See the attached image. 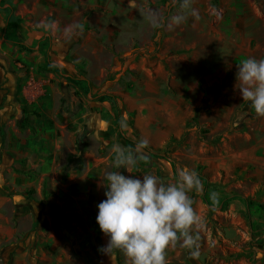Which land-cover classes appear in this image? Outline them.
Returning <instances> with one entry per match:
<instances>
[{
	"label": "rangeland",
	"instance_id": "374dc122",
	"mask_svg": "<svg viewBox=\"0 0 264 264\" xmlns=\"http://www.w3.org/2000/svg\"><path fill=\"white\" fill-rule=\"evenodd\" d=\"M118 1L121 9L116 0H19L17 11L24 14L15 33L31 51L0 45L14 53L17 99V114L1 126L2 138L31 133L32 143L37 128L53 126L71 135L53 166L38 158L43 150L30 147L13 167L24 175L21 167L45 164L50 175L33 169V186L14 191L20 202L8 218L18 232L0 242V264H131L119 249L100 251L108 242L96 222L105 175H154L167 184L182 168L206 178L188 193L201 218L193 229L198 255L181 239L167 249V264H264V229L252 223L253 211L264 213V184L254 180L264 171V116L236 88L238 65L264 58V0H190L189 8H182L183 0ZM178 15L185 19L175 24ZM109 28L121 30L124 46L104 40ZM4 30L13 33L8 24ZM62 57L81 59L75 77L85 88L63 77L72 74ZM131 57L151 74L131 68ZM48 66H59L63 76ZM101 95L116 102L101 103L95 99ZM38 138L45 145L44 136ZM173 138L178 143L166 148ZM142 139L168 159L142 150L135 167L117 168L114 149H134ZM248 201L257 205L249 208Z\"/></svg>",
	"mask_w": 264,
	"mask_h": 264
},
{
	"label": "clouds",
	"instance_id": "9594fccd",
	"mask_svg": "<svg viewBox=\"0 0 264 264\" xmlns=\"http://www.w3.org/2000/svg\"><path fill=\"white\" fill-rule=\"evenodd\" d=\"M183 0L182 8H189ZM190 14L199 18L196 9ZM184 15L172 17L180 24ZM236 88L243 101L258 115L264 116V58H246L237 67ZM148 146L140 140L134 149H114L117 168L135 167L142 150ZM175 183H163L154 175L126 176L121 171L104 177L105 199L98 205L96 222L108 242L100 251L109 255L119 249L131 264H167L166 251L182 239V247L198 255V235L193 229L201 224L193 208L189 191L198 188V174L189 169L178 170Z\"/></svg>",
	"mask_w": 264,
	"mask_h": 264
},
{
	"label": "crops",
	"instance_id": "0c3cea01",
	"mask_svg": "<svg viewBox=\"0 0 264 264\" xmlns=\"http://www.w3.org/2000/svg\"><path fill=\"white\" fill-rule=\"evenodd\" d=\"M117 1V7L119 9L122 8L121 2ZM116 3V2H114ZM22 7L25 5V3H21ZM21 8L19 0H0V45L3 44V41H7L11 43L12 45L18 47L21 50H25L27 52H30L31 49L29 46L23 42V38L20 33H15V30L18 31V27L20 26V18L22 19L21 16H23V11H17V9ZM131 19H135V17L132 16H125ZM124 17V18H125ZM122 17H120L119 21L122 22ZM124 23L125 20H123ZM22 23V22H21ZM113 23V20L111 21V25ZM8 24V27H11L13 29V33H8L5 31V26ZM110 27V26H108ZM17 28V29H16ZM111 28L108 29V34L106 33L104 36L105 41H110L114 42L117 40L118 44L120 46H124L121 44L122 42L120 39V33L119 29H115L116 33L112 31L110 33ZM114 30V29H113ZM119 30V31H118ZM5 31V32H4ZM130 32L129 30H127ZM135 35L134 33H132ZM127 40V39H126ZM21 44L22 46H18L17 44ZM0 242L4 241H9L13 239L14 235L16 232H18L15 228H13L11 222H9L8 215H10L14 211V205L13 203L15 202H20L19 199H16L14 194V191L20 189V188H30L33 186V182L35 177L33 176V169L34 170H39L41 175L43 177L50 175V172L48 168L46 167L45 164H42L40 167V164L38 163L36 166L31 165V167H21V171H23L25 174L24 175H19L17 174L13 167L18 165V160L27 157L30 155V150L34 149L35 147H38V151L43 150V155L42 157H38L41 160H44L45 157V162L46 159L50 160V164H55V158H57V154L60 153L61 150H66L65 146L67 145L66 143L68 142V139L66 138L67 136H70L71 133H64V130L55 127H51L48 132H45L44 128H37V138L33 137L32 138V143L29 140V137H31V133L25 134V138L22 139H15L13 137L12 133H9L8 137L6 140H3L2 138V129L1 126H4L8 124L12 116L17 114V106L16 103L17 99L14 97V86H15V79L14 75L12 73V69L15 68V64L13 63V50L11 49H3L0 47ZM62 53V52H61ZM66 55V53H64ZM5 56V57H2ZM92 55V57H94ZM108 58L113 55L108 54ZM21 60L24 59V54H21ZM60 58V56L58 57ZM60 61V64L63 66V69H66V67H69V70L71 71V74L64 73V77H72L76 79L75 76L79 75L78 72H82V69L77 67L79 66L80 60L81 59H76V58H69V61L67 59H64ZM131 59L134 61L131 63L130 67L134 68L136 70H139V72L144 73L148 72L151 74V70L147 69L142 63L139 64L135 62L133 57ZM67 60V61H66ZM68 62V63H67ZM55 66V65H54ZM59 71L61 74H63V70L59 67ZM156 71H160V68L157 67L155 68ZM186 72V71H185ZM86 74V72H83ZM77 80V79H76ZM187 82V75L185 73V84ZM33 88H38V85L34 82L31 83ZM76 87V86H75ZM78 88H85V86L79 84L77 85ZM32 88V89H33ZM39 93V90L37 89V92ZM90 97V96H89ZM125 99H130L129 95L125 96ZM98 97H95L97 99ZM23 113V111H22ZM24 115V114H23ZM26 118V115H24ZM45 116H50V115H45ZM43 120H46L43 118ZM61 127V126H60ZM47 133V134H46ZM46 135H52V138L46 139ZM40 136H44L43 143L45 145L41 144V140L38 138ZM63 136H65L63 138ZM42 146H48V151L47 153L46 148H42ZM30 147H32L30 149ZM33 151V150H32ZM21 153V155H19ZM15 154L18 156L15 157ZM48 154V155H47ZM44 156V157H43ZM233 160H231L232 162ZM237 158H235V162H237ZM245 161V160H243ZM264 166V164H263ZM37 168V169H36ZM254 180L256 181L255 185H260L264 184V171L255 174ZM11 194V195H10ZM32 200H30L31 202ZM19 204V203H17ZM22 206V205H20ZM253 217H252V223L254 226H257L259 228L264 229V213H259L256 210L253 211ZM256 212V213H255ZM3 218H5V223H3ZM33 241H28V243L32 244ZM49 244L51 246V250L53 252H56L58 250V246L52 244L49 241ZM57 259L59 261H63L61 255L58 253ZM32 263V262H31Z\"/></svg>",
	"mask_w": 264,
	"mask_h": 264
},
{
	"label": "trees",
	"instance_id": "16d2710c",
	"mask_svg": "<svg viewBox=\"0 0 264 264\" xmlns=\"http://www.w3.org/2000/svg\"><path fill=\"white\" fill-rule=\"evenodd\" d=\"M15 44H17L18 46H22L21 44H18V43H15ZM48 72H52V73H56V74H58V75H61V73H60V71H59V68H57V67H53V66H48V68L46 69ZM61 76H63V75H61ZM64 77V76H63ZM68 82H69V84H72L73 86H76L77 87V85H79L78 83V80H76V79H74V78H72V77H64ZM98 99H99V101L101 102V103H110V102H116V97L115 96H113V95H101V96H99L98 97ZM23 114L24 115H26V116H29L30 115V112H28L27 111V109H24L23 110ZM29 120V118L28 117H26L25 118V121H28ZM125 140H127V139H125ZM128 142H130V141H128ZM176 143H178L177 141H176V139H171L170 141H169V143L167 144V146H166V148H168L169 146H171V145H174V144H176ZM135 144H137V143H135ZM145 152H148V153H150L151 154V156L152 157H154V158H158V159H168V157H167V155H163V157H161V153H160V151H152L150 148H148V147H146L145 149H143ZM170 162L171 163H173V167H175V163L172 161V160H170ZM199 176V179H200V181H202V182H204V183H206V178L205 177H203V176H201V175H198ZM29 194H31V193H29ZM257 204H255V202L254 201H248V206H249V208H251V207H254V206H256ZM260 207V206H259Z\"/></svg>",
	"mask_w": 264,
	"mask_h": 264
}]
</instances>
